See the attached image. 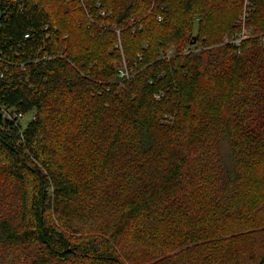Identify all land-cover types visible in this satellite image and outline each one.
I'll return each instance as SVG.
<instances>
[{"label": "trees", "instance_id": "16d2710c", "mask_svg": "<svg viewBox=\"0 0 264 264\" xmlns=\"http://www.w3.org/2000/svg\"><path fill=\"white\" fill-rule=\"evenodd\" d=\"M0 264H264V0H0Z\"/></svg>", "mask_w": 264, "mask_h": 264}, {"label": "rangeland", "instance_id": "374dc122", "mask_svg": "<svg viewBox=\"0 0 264 264\" xmlns=\"http://www.w3.org/2000/svg\"><path fill=\"white\" fill-rule=\"evenodd\" d=\"M248 1L250 2V0H248ZM243 3H245V0H243ZM120 75L121 76H124L121 81H123V80H125L127 78H130L132 76V74H130V70L125 66V64H124V68L120 72ZM32 118H33V113L32 112L27 113L21 119V122H22L23 127H25L32 120ZM247 243H248V240L245 241V245L242 248H240L239 250L240 251L246 250L247 249Z\"/></svg>", "mask_w": 264, "mask_h": 264}, {"label": "built area", "instance_id": "2783aa9c", "mask_svg": "<svg viewBox=\"0 0 264 264\" xmlns=\"http://www.w3.org/2000/svg\"><path fill=\"white\" fill-rule=\"evenodd\" d=\"M247 3H250L248 0L246 1ZM102 14H104V12H102ZM247 30H244L243 33L241 34V38L240 40L247 38ZM236 42H239V40H237ZM14 114V113H13ZM16 117H23L22 114H17L15 115ZM9 117H11V115H9Z\"/></svg>", "mask_w": 264, "mask_h": 264}]
</instances>
